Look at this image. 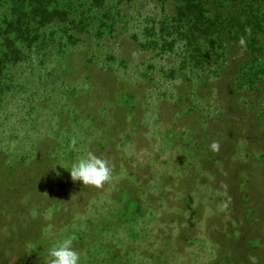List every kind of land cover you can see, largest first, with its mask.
<instances>
[{"label":"rangeland","instance_id":"374dc122","mask_svg":"<svg viewBox=\"0 0 264 264\" xmlns=\"http://www.w3.org/2000/svg\"><path fill=\"white\" fill-rule=\"evenodd\" d=\"M180 3L106 0L29 41L0 0V264H45L68 234L80 264H264V57L197 37L215 64L181 63ZM88 151L114 186L71 179Z\"/></svg>","mask_w":264,"mask_h":264},{"label":"trees","instance_id":"16d2710c","mask_svg":"<svg viewBox=\"0 0 264 264\" xmlns=\"http://www.w3.org/2000/svg\"><path fill=\"white\" fill-rule=\"evenodd\" d=\"M67 0H13L14 9L22 11L27 22L19 24L17 20L12 21L8 27L19 32V35L31 41L37 34L43 23L54 22L57 19H65L69 24L78 26L83 24L80 18H70L71 13L81 12L87 13L95 9H102L100 16H105L106 11L103 10L102 4L106 0H74L73 9H66L62 5ZM82 1V6L80 4ZM162 2L163 0H159ZM264 0H180V6L174 9L175 24L173 27L165 29V37L173 38V41L181 38L184 42L181 45L184 59L181 63L192 64L201 56L205 57V63L212 60V65L215 64L214 52L204 49L197 44V37L210 38L212 40L228 46L230 42L234 45L239 44V38L243 35L247 39L246 49L242 53L247 56L264 57V45L259 41V32L263 30L264 13L257 16L256 12ZM77 2V7L75 3ZM214 8L209 16H205L204 12L208 11L205 7ZM69 8V7H68ZM224 12L227 16H223ZM87 25V24H86ZM238 26H243L245 29H251V34L241 32ZM196 27V29H195ZM195 31V32H194ZM18 36V35H17ZM214 36V37H213ZM168 40V39H167ZM259 42V44H257ZM186 44L189 50L186 49ZM6 48L13 49L15 46L14 38H5ZM236 47V46H235ZM227 49V48H226ZM196 50H199L197 53ZM10 51V50H9ZM241 51V50H240ZM228 52V51H227ZM217 53V51H215ZM7 55V53L5 52ZM238 56V52L233 53ZM232 55V54H231ZM226 56V55H225ZM221 53H217V59L222 57ZM254 66V65H251ZM258 67L262 68L261 65ZM264 71V68H262Z\"/></svg>","mask_w":264,"mask_h":264},{"label":"clouds","instance_id":"9594fccd","mask_svg":"<svg viewBox=\"0 0 264 264\" xmlns=\"http://www.w3.org/2000/svg\"><path fill=\"white\" fill-rule=\"evenodd\" d=\"M245 31L249 35L251 34V29H245ZM239 44L242 48L247 46L245 36L242 35L239 38ZM69 147L73 150L77 149L78 140L75 137L70 140ZM209 149L218 153L220 143L215 140L212 141ZM68 169H70V176L74 182L82 181L87 187L104 189L106 185L114 186L115 165L93 151H88L85 155L73 161ZM76 240L77 236L75 234H68L55 242L48 249L45 264H80L81 254L74 246Z\"/></svg>","mask_w":264,"mask_h":264}]
</instances>
